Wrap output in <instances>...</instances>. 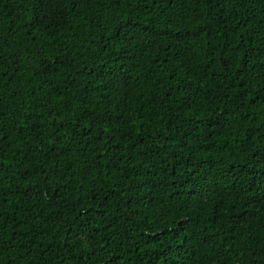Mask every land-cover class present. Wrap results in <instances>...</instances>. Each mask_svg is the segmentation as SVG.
Here are the masks:
<instances>
[{
  "label": "trees",
  "instance_id": "obj_1",
  "mask_svg": "<svg viewBox=\"0 0 264 264\" xmlns=\"http://www.w3.org/2000/svg\"><path fill=\"white\" fill-rule=\"evenodd\" d=\"M0 264H264V0H0Z\"/></svg>",
  "mask_w": 264,
  "mask_h": 264
}]
</instances>
